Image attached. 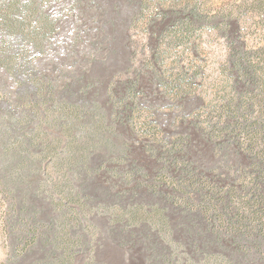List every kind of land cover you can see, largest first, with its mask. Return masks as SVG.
I'll return each mask as SVG.
<instances>
[{"label":"trees","instance_id":"trees-1","mask_svg":"<svg viewBox=\"0 0 264 264\" xmlns=\"http://www.w3.org/2000/svg\"><path fill=\"white\" fill-rule=\"evenodd\" d=\"M46 1L0 0V68L16 74L23 88L28 85L22 76L28 74L29 80L37 83L38 97L41 94V99L30 100L27 91L17 92V106L28 108L26 119L15 116L14 105L0 104V116L6 110V117L18 120L16 125L12 121L6 124L7 132L0 128V195L5 204L1 226L13 250L6 264H75L83 246L90 258L82 264H108L97 251V245L105 242L98 238L101 231L94 223L96 216L110 222V235H115L111 244L132 255L133 260L143 258L144 264H158L153 257L166 249L161 248L148 226L153 212L158 213L159 228L171 231L167 240L176 246L173 252L181 247L187 264H264V67L254 72L241 58L232 72L238 94L242 92L237 89L239 78L248 87H257L256 102L261 105V114L249 119L254 105L233 98L225 108L229 114L222 117L223 135L219 139L207 137L214 151L220 144H229L235 151L236 156L226 155L233 176H224L214 168L209 172L203 152L198 150L201 160H194L189 141L184 140L177 149L162 143L156 150L136 149L131 143L116 139L119 133L107 127L109 114L104 112L105 120L101 121L105 123L98 127L100 131L88 127L79 129L83 131L79 134L77 127L85 120L99 117L96 113L101 105L97 99L105 79L88 71L72 83L66 65L57 59L49 60L42 70L33 64L28 44L32 38L30 16L37 17L39 24L51 20L48 33L45 26L39 31L45 37H53L51 40L56 37L52 36L54 31L61 28L57 24L58 10L52 16L48 14ZM95 42L103 55L99 68L108 69L112 64L109 53L105 57L107 44ZM39 47L47 53L43 43ZM91 104L93 109H89ZM44 106L48 125L41 116ZM129 106L130 102L124 105L122 121L117 122L126 124L124 115ZM72 110L77 115L75 120L69 115ZM33 117L39 122L38 128H30ZM243 122L248 123L243 126L249 129L247 140L241 137ZM50 125L57 130L55 138L45 127ZM30 156L35 159L30 160ZM234 157L238 163H234ZM47 158L63 171L64 183L50 181L52 189H48V167L43 166ZM123 173L127 177L124 181L120 179ZM70 174L79 183L67 178ZM178 177L185 179L187 185L172 182ZM106 179H110V184L104 183ZM145 190L156 199L180 200L191 210L172 212L171 217L158 202L147 201L148 197L140 194ZM193 193L201 199L189 195ZM197 205L199 210L195 211ZM199 220L205 224L200 226ZM172 226L178 230L176 235ZM39 251L44 256L35 258L34 253ZM165 252V264H179L174 254Z\"/></svg>","mask_w":264,"mask_h":264},{"label":"rangeland","instance_id":"rangeland-1","mask_svg":"<svg viewBox=\"0 0 264 264\" xmlns=\"http://www.w3.org/2000/svg\"><path fill=\"white\" fill-rule=\"evenodd\" d=\"M45 6L51 16L58 10L57 24L61 28L54 31L52 36L56 37L51 40L49 38L53 37H45L39 32L45 26L48 33L51 20L39 24L37 17L30 16L32 38L28 44L34 57L33 64L42 70L44 64L49 65V60L57 59V62L66 65L72 83L88 71L105 79V86L97 99V104L101 105L96 113L99 117L93 116V121L85 120L82 126L77 127V133L82 134L80 130H88V127H96L100 131L98 127L105 123L101 119L105 120L104 113H107V127L119 133L116 139L131 143L136 149L148 147L156 150L159 143L177 149L181 142L189 141L194 148V160L200 161L199 153L203 152V161L206 162L204 166H207L209 172L214 168L224 176H230L229 173L234 175L226 155L236 156L235 151L229 144L217 145L214 151V145L209 144L207 137L211 135L219 139L223 135L222 117L229 114L225 108L233 98L254 105L248 113L249 119L253 120L261 114V105L256 102L259 91L257 87H248L239 78L237 89H242V92L238 94L232 72L233 65L241 61V58L250 64L248 66L254 72L264 67V54L261 55L264 52V0H47ZM95 41L107 44L105 57L109 53L112 64L108 69L99 68L103 55L97 50ZM41 43L46 54L39 47ZM19 54H22L21 50ZM32 69L30 66L29 70ZM236 72L235 76L239 69ZM25 76L22 79L28 86L23 88L16 74L0 68V104L4 107L14 105V114L18 117H25L28 108L17 106V92L27 91L30 100L41 99V94L39 97L37 95V83L29 80L28 74ZM127 102L131 106L124 115L126 124L117 122L122 121L121 110ZM89 109H93L92 104ZM45 112L46 106L41 111L46 124L48 120ZM7 114L4 110L0 116V128L5 132L9 121L15 125L18 121L15 117H6ZM69 115L72 120L77 117L74 110ZM29 124L30 128H38L39 122L33 117ZM241 124L242 140H247L249 129H243V126L248 123ZM53 126L45 127L55 138L57 130ZM143 156L149 158L147 154ZM29 159L34 160L35 157L30 156ZM232 159L234 163L239 162L237 157ZM149 162L154 164L151 159ZM43 166L48 167V189H52L51 182L64 183L63 171L53 166V160L45 159ZM122 177L120 179L124 181L125 173ZM67 178L76 184L79 180H76L74 174ZM175 179L173 183L179 181L180 185H187L185 179ZM110 182V179L104 180L105 184ZM126 186L123 184V187ZM140 194L148 197L147 201L158 202L171 217L174 212L191 210L180 200L156 199L146 190ZM189 195L201 199L196 193ZM193 209L198 211V205ZM4 210L5 204L0 195V264H6L13 251L11 242L2 231ZM149 219L147 223L152 235L161 248L166 249L153 259L158 264H165L163 257L167 254L165 251H169L170 255L176 256L179 264H187L181 253L182 248L178 247V252H173L176 246L167 240L171 231L166 227L159 228L158 213L153 212ZM94 223L101 231L98 238L105 242L103 246L97 245L101 259L108 264H144L143 258L133 260L132 255L129 256L111 244L115 235H110V222L105 217L96 216ZM198 223L200 226L205 224L203 220ZM172 228L176 235L178 230L175 226ZM116 242H119L118 238ZM83 248L75 264H82L90 258L87 248ZM34 254L35 258L44 256L40 251ZM143 257L146 259V255Z\"/></svg>","mask_w":264,"mask_h":264}]
</instances>
